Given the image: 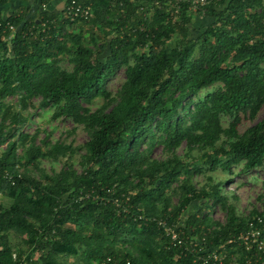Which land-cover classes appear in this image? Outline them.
<instances>
[{
	"label": "trees",
	"instance_id": "obj_1",
	"mask_svg": "<svg viewBox=\"0 0 264 264\" xmlns=\"http://www.w3.org/2000/svg\"><path fill=\"white\" fill-rule=\"evenodd\" d=\"M78 1L93 6L86 22L98 24L99 34L90 31L94 42L100 41L93 46L81 44V33L62 34L71 21L63 14L46 13L41 22H23L22 14L11 17L23 25L10 44L0 29V144L9 145L0 156V192L12 198L10 206L0 201V264H101L108 256L110 264H195L191 254L168 247L155 221L121 214L96 194L115 186L117 194L130 196L133 210L169 221H179L195 202L204 209L212 205L209 201L221 202L225 223L212 221L208 213H193L185 221L186 228L206 232L208 245L244 230L257 213L264 216V210L240 215L223 194L224 180L208 175L201 187L195 183L203 170L199 154L207 158L208 170L264 164V119L240 129L242 118L253 119L264 105V8L250 13L264 0L208 7L204 15L214 20L196 39L189 37L196 15L187 5L176 12L166 4L169 0ZM145 3L146 13L141 10ZM63 60L73 69L60 70ZM122 67L125 80L114 94L106 83ZM218 82L224 87L195 99ZM17 91L23 92V108L40 95L39 105L54 106L55 117L84 125L89 137L79 146L85 150L80 172L71 167L43 183L7 170L19 162L18 145L30 138L21 134L11 141L28 121L22 110L3 102ZM99 97L104 103L95 110L84 106ZM223 114L230 116L226 128ZM33 137L23 156L29 162L44 154ZM143 143L148 153L162 143L166 157H147ZM183 143L188 160L177 153ZM75 150L56 142L47 154ZM7 172L14 173V181ZM173 194L178 204L172 205ZM12 234L21 237L17 245L11 243ZM234 247L229 259L236 252L238 264H261L263 255L256 248Z\"/></svg>",
	"mask_w": 264,
	"mask_h": 264
},
{
	"label": "rangeland",
	"instance_id": "obj_2",
	"mask_svg": "<svg viewBox=\"0 0 264 264\" xmlns=\"http://www.w3.org/2000/svg\"><path fill=\"white\" fill-rule=\"evenodd\" d=\"M250 7V13L254 11H262L263 5L257 7ZM44 11V10H43ZM46 12V11H44ZM195 15L196 12H193ZM61 14L66 15L64 12ZM211 17H206L204 14H197L194 23L190 27L189 37L196 39L201 36L202 33L206 31V27L213 21ZM89 21V20H88ZM86 20L76 19L68 22L64 29L63 35L81 33L83 37L81 39V44L85 46H93L100 41L94 42L90 31L94 30L96 34H99L98 24L92 26L86 23ZM100 25V24H99ZM69 46L73 49L77 48L76 45L70 41ZM60 70H72L74 65L67 60H63L57 65ZM125 80V67H122L115 76L111 77L107 83L106 87L112 93H116L123 81ZM224 87V84L218 82L212 86L202 89L196 96L195 99L204 98L207 94L214 91L217 87ZM22 91H17L3 99V102L10 104L14 109L22 110L23 114L28 115V121L22 125L19 132L16 133L11 141L20 138L21 134H28L29 139L25 144L18 145L15 154L19 159V162L8 168V171L15 170L20 176L21 174L27 173L28 176L37 179H42L44 183H50V178L55 177L64 170L71 169V167L77 172L81 171V155L84 153V149L79 146L83 145L88 140V133L84 129V125L76 123L72 118L66 116H54L55 107L48 106L42 107L39 105L42 97L36 95L31 99L28 107L23 108L22 101ZM104 103L103 98H96L91 103L84 102L85 107H89L90 110H95L98 106ZM242 124L240 126L241 132H244L250 125L261 121L264 119V105L259 109L256 116L251 119L249 116H244L242 118ZM230 121L229 114H223L222 125L224 128L228 127ZM158 134V133H157ZM34 136V137H33ZM31 137L34 138V143L42 147L41 155L34 162L27 161L24 156L26 148L31 144ZM31 141V142H30ZM44 141H47V146L44 145ZM10 142V140H9ZM56 142H62L65 145H72L76 150L71 153L68 152L65 155H58L57 157L50 156L47 154V150H50L51 146ZM8 141L0 144V156H2L7 147ZM141 149H144L145 155L147 157L162 159L166 157L165 149L162 143H157L155 147L148 153L146 144L143 143ZM187 151L185 143L177 148V153L188 160L189 157L185 156ZM199 154L197 162L203 165V170L200 174L195 177V183L198 187H201L208 180V175H213L215 180H224L223 184V194H225L229 200L235 204L237 212L244 217H247L250 212L264 210V164L262 166H257L250 169H244L243 163L233 164L230 171H225L222 168H217L216 170H208L204 165L207 158H202ZM10 171V172H11ZM14 174V173H12ZM0 201L3 202L5 206H10L12 203V198L7 194L0 192ZM179 196L173 194L172 205L178 204ZM205 209L201 206V203H193L190 205L180 216V220L185 224L186 219L190 215L208 213L210 219L215 222L225 223L228 219L227 212L222 206L221 202L212 203ZM203 209V210H202ZM12 244H18L21 242L20 236H10ZM37 255V254H36ZM38 256V255H37ZM75 258L73 256L68 258L69 262H73Z\"/></svg>",
	"mask_w": 264,
	"mask_h": 264
},
{
	"label": "built area",
	"instance_id": "obj_3",
	"mask_svg": "<svg viewBox=\"0 0 264 264\" xmlns=\"http://www.w3.org/2000/svg\"><path fill=\"white\" fill-rule=\"evenodd\" d=\"M3 1V0H0ZM5 1V0H4ZM222 2L227 4L229 0H169L166 4L175 6L176 12H179L182 5H187L188 10L196 12L197 14H205L208 7L219 6ZM158 3V1H156ZM42 8L46 10V3H42ZM141 10L147 12V3L141 6ZM64 12L70 20L82 19L90 20L94 15L93 6L83 4L78 0H69ZM196 14V15H197ZM50 15V14H49ZM23 25V22L19 25L12 22L10 18L4 17L0 13V29H2L1 38L4 41H11L15 38L19 32V28ZM46 22L42 23L45 27ZM135 31V29L133 30ZM6 178L14 181V175L10 172L6 173ZM84 197V196H82ZM97 198L104 201L112 202L119 213L125 215H131L134 219L140 220H152L161 228L163 235L168 241V247H175L179 250V255L191 254L193 262L195 264H238L239 253L230 255V248L235 250L234 245L245 248L246 251L256 248L259 253L264 256V216L257 213L251 219L249 218L245 223V229L238 231L231 235L227 240L214 245H208L207 234L202 229L201 234L195 232L194 227L186 228L185 224L179 221H169L166 217H147L140 212L133 210V206L130 202V196L123 193L117 194L115 186L106 188L105 192L96 194ZM234 252V251H233ZM261 258V264H264V258ZM113 260L111 256H108L101 260V264H110ZM250 263V260H248ZM20 264H24L21 262ZM126 264H130L128 261Z\"/></svg>",
	"mask_w": 264,
	"mask_h": 264
},
{
	"label": "crops",
	"instance_id": "obj_4",
	"mask_svg": "<svg viewBox=\"0 0 264 264\" xmlns=\"http://www.w3.org/2000/svg\"><path fill=\"white\" fill-rule=\"evenodd\" d=\"M68 2L69 0H3L0 1V13L6 18L22 14L23 22H41L46 13L58 15L64 12ZM42 3H46V12L43 11Z\"/></svg>",
	"mask_w": 264,
	"mask_h": 264
}]
</instances>
